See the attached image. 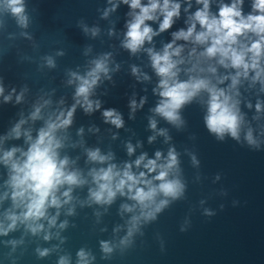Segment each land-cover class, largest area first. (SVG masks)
Listing matches in <instances>:
<instances>
[{"label":"water","instance_id":"obj_1","mask_svg":"<svg viewBox=\"0 0 264 264\" xmlns=\"http://www.w3.org/2000/svg\"><path fill=\"white\" fill-rule=\"evenodd\" d=\"M22 2L23 26L6 0H0V157L15 148L13 160L23 161L21 153L40 129L58 122L57 117L64 119L75 106L71 123L56 129L54 137L60 143L58 160L66 159V171L78 174L83 183L59 186V207H47L45 216L37 220H24L23 205L14 206L12 200L11 163L6 165L0 159V264H60L61 259L65 264H264V57L258 80L253 81L255 73L250 70L247 78L240 76L230 88L237 70L220 65L218 57L201 56L206 45L183 40L173 45L182 47L179 57H173L183 61L177 65L178 81L207 79L238 102L244 120L240 139L227 134L220 139L209 133L204 122L208 100L204 90L178 110L175 123L155 112L161 100L160 77L148 49L162 53L164 45L172 42L173 32L187 29L188 16L202 7L195 0H172L181 5L179 18L174 17L170 29L158 32L135 53L123 45L127 23L138 10L122 0ZM232 2L210 0V13L214 15L220 3ZM250 11L251 0H243L242 14ZM146 24L156 32L159 18ZM96 61H103L107 71L98 73L89 90L93 107L86 112L83 98L76 96L77 77L87 78ZM258 101L259 112L255 108ZM36 109L39 112L33 118ZM106 110L120 116L121 127L106 122ZM150 122L155 123L154 128ZM17 124L19 137L13 132ZM248 127L257 146L244 139ZM169 150L176 155L177 164L167 178L179 180L184 188L176 199L157 193L150 207L161 200L168 203L155 219H144L142 212L150 209L142 210L131 199L135 189L129 192L126 187L123 194L117 191L109 203L92 198L91 192L97 190L93 173L110 165L118 172L131 165L133 175L144 172L142 179L152 180L153 187L158 185L152 178L160 169L148 173L144 164L156 159V152L161 154L156 163L165 164ZM91 151L107 159L92 161ZM141 155L145 159L137 166L135 161ZM137 187L147 190L143 183ZM66 191L67 197L63 195ZM9 215L21 217L10 229ZM133 217L139 219L129 236ZM102 242L112 251L105 253ZM80 251L85 253L83 261Z\"/></svg>","mask_w":264,"mask_h":264},{"label":"clouds","instance_id":"obj_2","mask_svg":"<svg viewBox=\"0 0 264 264\" xmlns=\"http://www.w3.org/2000/svg\"><path fill=\"white\" fill-rule=\"evenodd\" d=\"M122 2L127 4L130 9L138 10L135 11L132 20L127 23L123 45L132 53H135L145 41L151 42L152 37L158 32L170 29L173 25V18L180 16L181 5L172 2V0H148L147 4H142L141 0H122ZM195 3L202 5V7L197 8L194 13L188 16L186 30L180 29L173 32L172 42L164 45L162 53H154L152 49H148L152 67L160 77L158 87L161 89L159 92L161 100L155 108V112L169 122L175 123L179 119L178 110L201 90H204L208 93L207 115L204 122L209 133L215 134L220 139L227 134L232 139L239 141L244 120L237 107L238 102L232 100L226 94V90L216 88L207 79L190 77L187 81H178L176 79L179 71L177 65L183 61L173 59V57H179L182 47H173V45L178 40L206 45L203 52L200 53L201 56L209 59L218 57L217 62L220 65L237 70L236 74L231 77L230 88L235 87L240 76L247 78L250 70L254 71L255 75L252 79L256 81L261 77L260 61L264 57V0H251V11L247 15L242 14L243 0H234V2L227 4L220 3L214 15L209 10L210 0H195ZM6 6L13 15L18 17V22L23 26L26 18L22 15L24 11L22 0H6ZM190 7L191 4L189 3L184 11L187 13ZM158 18V31L154 32L152 27L146 24V21H156ZM197 25H199V31L196 30ZM242 40H246L247 43H242ZM192 51L194 52L195 49ZM208 70L215 72V68ZM106 71L103 61H96L95 67L87 73V78L77 77L80 80V85L76 89V96L83 98V106L86 112L92 111L93 107L92 102L88 99L89 90L96 84L99 78L98 73ZM135 71L134 68L133 73ZM2 92L3 89L0 88V93ZM8 99L9 97L6 96L5 101ZM19 99L20 97L17 96L18 101ZM77 103L80 101L77 100ZM74 107L67 112L64 119L61 120L60 117H57L58 122L48 123L46 128L40 129L35 141L30 144L26 152L21 153L25 157L23 161L13 160V154L17 151L15 148L5 152L3 157H0L6 165L11 163L13 174L9 183L13 189L12 200L14 206L23 205L25 211L22 213V217L24 220H37L45 216L47 207H59L60 201L56 196L59 186L83 183L78 174L66 171V159L58 160L56 149L60 147V143L54 137L56 129L71 123ZM96 107H99V103ZM131 107L133 109L136 107L135 101L131 102ZM255 108L257 112L261 110L259 101ZM38 112L39 109H36V112L32 114L33 118ZM103 116L106 122L110 121L117 128L122 126V120L119 115L114 113V110L104 111ZM150 126L154 128L155 123L150 122ZM19 127L20 125L17 124L13 129L17 137L20 135ZM244 139L251 146L258 144L253 137L251 127H248L244 132ZM132 151L133 149L129 145L128 153L131 154ZM88 156L92 161L102 162L107 159L99 155L98 151H91ZM160 156V152H156V159H149L144 164L148 173L156 171L157 168L160 169L158 174L152 178L159 181L158 185L153 187L152 180L142 179L145 176L144 172H141L139 176L133 175L130 170L131 165L126 164L122 172L114 171L115 166L110 165L107 169L102 168L93 173L97 190L91 192L92 198L98 203H109L117 191L123 194L122 190L126 187L129 192L135 189L131 199H134L142 210L150 209L147 212H142L144 219H155V214L160 212L162 207L168 203L167 200H161L154 207H150L154 204V197L157 193L176 199L181 195L184 188L179 180L167 178L169 170L177 164V157L174 152L169 150L167 162L158 165L156 161L160 159ZM144 159L145 157L141 155L135 161V165L139 166ZM193 162L196 163L195 158H193ZM114 181L115 183H113ZM138 183L146 185L147 190L137 187ZM63 195L67 197L68 192H64ZM125 207L126 210L131 211L127 206ZM206 214L211 215L212 213ZM7 218L11 221L8 225L10 229L21 217L9 215ZM138 219V217H133V228L129 229V236L132 234ZM51 222H54V219ZM37 228H32V231L35 232ZM101 247L105 253L112 251L106 242H102ZM43 254L41 253V255ZM78 256L83 261L85 253L80 251ZM60 264H65L63 259H61Z\"/></svg>","mask_w":264,"mask_h":264}]
</instances>
